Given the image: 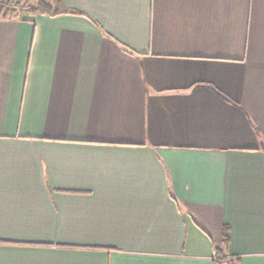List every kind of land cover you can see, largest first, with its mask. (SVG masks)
Wrapping results in <instances>:
<instances>
[{"label": "crops", "instance_id": "crops-1", "mask_svg": "<svg viewBox=\"0 0 264 264\" xmlns=\"http://www.w3.org/2000/svg\"><path fill=\"white\" fill-rule=\"evenodd\" d=\"M48 1L0 16V264H264V0Z\"/></svg>", "mask_w": 264, "mask_h": 264}, {"label": "trees", "instance_id": "trees-1", "mask_svg": "<svg viewBox=\"0 0 264 264\" xmlns=\"http://www.w3.org/2000/svg\"><path fill=\"white\" fill-rule=\"evenodd\" d=\"M25 4H31L33 0H23ZM35 1V9L41 10L43 12H48L44 9H52V4L48 0H34ZM17 3L14 0H0V16L9 14V12H14V6H16ZM229 227L225 226L223 230L224 239L227 240L229 236ZM233 259H230L229 261H232Z\"/></svg>", "mask_w": 264, "mask_h": 264}, {"label": "rangeland", "instance_id": "rangeland-1", "mask_svg": "<svg viewBox=\"0 0 264 264\" xmlns=\"http://www.w3.org/2000/svg\"><path fill=\"white\" fill-rule=\"evenodd\" d=\"M16 3H17V5H16V9H19V10H32V8H33V6H34V8H35V1L33 0L32 2H31V4L32 5H27V4H25V2L23 1V0H14Z\"/></svg>", "mask_w": 264, "mask_h": 264}]
</instances>
